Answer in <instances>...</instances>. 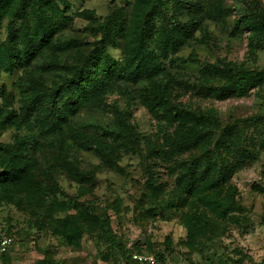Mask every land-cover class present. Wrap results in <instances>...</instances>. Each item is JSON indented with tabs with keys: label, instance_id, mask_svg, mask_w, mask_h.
Returning a JSON list of instances; mask_svg holds the SVG:
<instances>
[{
	"label": "rangeland",
	"instance_id": "1",
	"mask_svg": "<svg viewBox=\"0 0 264 264\" xmlns=\"http://www.w3.org/2000/svg\"><path fill=\"white\" fill-rule=\"evenodd\" d=\"M2 1L0 44L9 48V27L19 28L18 4L27 1L14 0L6 10ZM202 1L200 27L170 55L186 64H167L152 81L117 80L71 117L69 129L95 151L72 142L66 130L69 156L80 169L94 171L93 184L77 183L56 161L51 144L39 133L40 115L27 114L28 98L57 92L71 79L86 58L99 51L120 10L128 9L129 19L133 12L142 21L152 14L158 30L166 27L174 0H56L68 18L67 27L46 39V48L27 68L1 71L0 146L15 147L29 137L36 141L18 197L5 199L6 188L0 183V225H7L17 241L6 264H139L96 241L102 218L110 219L125 251L153 258L155 264H264V128L250 123L229 127L238 120L264 117V82L247 92L217 96L237 80L228 74L230 67L264 76V0ZM216 5L222 9L221 21ZM130 26L127 38L120 40L123 47L106 50L122 64ZM201 90L214 94L203 98ZM147 91L164 95L160 109L150 104ZM123 120L129 127L120 129ZM93 126L115 132L119 141L83 129ZM228 130L236 135L231 143L250 152V160L238 161L235 148L223 144ZM179 133L188 135L187 144L171 156V143H179ZM104 148L117 153L111 165L96 152ZM206 154L204 168L208 162L212 165L207 180L187 193L180 175L193 158ZM0 165L1 175L7 162ZM150 172L155 191L149 186ZM213 180L217 185L210 190ZM34 183L43 198L39 203L32 196ZM77 227V241L68 242L64 235Z\"/></svg>",
	"mask_w": 264,
	"mask_h": 264
},
{
	"label": "trees",
	"instance_id": "2",
	"mask_svg": "<svg viewBox=\"0 0 264 264\" xmlns=\"http://www.w3.org/2000/svg\"><path fill=\"white\" fill-rule=\"evenodd\" d=\"M13 1L3 0V5L1 4L2 8L5 10L11 9ZM26 1L27 3L17 5L18 10L16 12H18L21 21L19 28L9 27L10 47L8 48L0 44V73L2 70L10 72L15 68H27L39 52L46 48L44 47L47 45L46 39H52L59 29L65 28L68 25V18L56 0H45L42 3L38 0ZM159 1L162 4L164 0ZM174 2L175 6L171 9L166 27L158 30V27L154 26L151 20L152 14L145 15L146 19L142 21L138 14L132 12L129 19V10H120L116 15L117 20L115 23L111 27H108L104 33L103 43L98 45L99 51H94L87 57L77 68L71 79L64 80L65 82L57 92L40 97L32 95L31 99L28 98V106L25 107L27 114L40 115L37 123L41 137L49 141L51 151L54 150L56 155V161L77 183L84 185L93 184L95 173L94 171L86 172L71 161V157L69 156L71 145L66 141V130L67 134L71 135L72 142L77 143L81 147H87V150L95 151V149L91 147L81 134L69 129L71 117L88 107L93 100L100 96V93L108 90L117 80L126 79L133 83H138L140 80L152 81L163 73L167 64L176 66L179 63H187L186 60L179 57L172 59L170 55L175 56L187 40L194 36L198 27H200L199 14L204 11V7H202L203 1L174 0ZM23 5H27L29 11ZM214 7L219 10L216 13V18L218 21H221L222 9L218 5ZM0 12H2L1 9ZM129 23H131L130 28L133 33H130L131 36L128 34V40H130L126 45L128 53H126V60L122 64L119 60L109 56L106 50L109 47H123L120 40L121 38H127L126 28ZM137 24H140L138 29H133L132 25ZM210 73L215 74L214 71ZM228 74L235 76L237 80L235 83L223 87L217 96L247 92L264 82L263 75H259L256 72L239 70L235 66L229 68ZM147 93L150 104L160 109L164 101L162 98L164 95L155 94L152 91H147ZM213 94L211 90L198 91V95L203 98L210 97ZM245 123L255 126L259 125L264 128V117L238 120L229 127L232 128L237 124ZM128 127L129 125L126 120H123L119 124L120 129ZM83 129L101 137H115L116 141L120 139L119 135L108 129L104 130L96 126L91 128L85 127ZM234 136L236 135L233 131H225L222 136L223 144L227 147L235 148L234 152L237 153L238 161L243 163L250 160L252 158L250 152L242 151L241 148L231 143L232 139L234 140ZM177 139L179 141L177 145L171 143V150L168 153L171 156H175L180 150L182 151L185 148L188 135L179 133ZM260 145L264 146V139L260 141ZM35 146V139L30 137L15 147L10 145L7 147L0 146V157L2 158L0 159V164L5 161L7 162V166L4 169L2 168L3 174L0 175V183L6 188L5 199L11 200L18 197L19 193L16 190L23 181H26L27 172L32 162V148ZM96 152L107 164L111 165L117 160V153L112 149L106 150L104 148ZM208 157L209 155L206 154L204 157L193 158L187 164L186 170L180 175L179 180L187 193L193 194L207 180V169L211 170L212 165L208 162L206 164L207 168H204L203 164L207 162ZM202 169H205L204 173L201 172ZM149 176V186L155 191L157 190V183L154 174L150 172ZM213 182L211 181L208 186L210 190L214 189L217 185V180H213ZM197 186L199 187L196 188ZM39 188L36 183L31 185L32 196L38 203L43 200L39 196ZM54 188L57 189L55 185ZM36 196L38 197L36 198ZM88 210H93V208L88 207ZM0 228L6 230L15 239V245L12 250L2 260L3 264H6L16 247L17 241L14 233H12V230L7 225H0ZM76 229L78 227L75 228L74 232L64 235L68 242L75 243L77 241L78 235ZM95 238L98 242L109 244L122 253L129 254L133 259L132 252L130 250L125 251L117 241L111 230L109 218L100 219Z\"/></svg>",
	"mask_w": 264,
	"mask_h": 264
},
{
	"label": "built area",
	"instance_id": "3",
	"mask_svg": "<svg viewBox=\"0 0 264 264\" xmlns=\"http://www.w3.org/2000/svg\"><path fill=\"white\" fill-rule=\"evenodd\" d=\"M14 245L15 239L0 228V264H3V258L10 253ZM133 260L139 264H155L154 259L148 257L134 255Z\"/></svg>",
	"mask_w": 264,
	"mask_h": 264
}]
</instances>
